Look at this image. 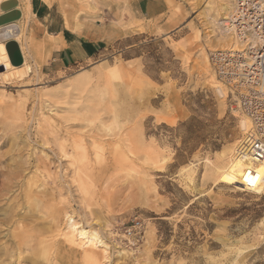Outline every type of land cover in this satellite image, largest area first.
I'll list each match as a JSON object with an SVG mask.
<instances>
[{"label":"rangeland","instance_id":"obj_1","mask_svg":"<svg viewBox=\"0 0 264 264\" xmlns=\"http://www.w3.org/2000/svg\"><path fill=\"white\" fill-rule=\"evenodd\" d=\"M32 1L20 0L13 39L31 71L0 70V171L28 169L7 198L25 204L28 179L42 180L44 214L69 210L99 233L104 264H264V192L239 191L215 170L252 128L211 62L226 23L218 0H43L51 17L91 33L92 58L59 71L43 69L52 38ZM159 11L151 34L142 15ZM58 246L42 260L86 264Z\"/></svg>","mask_w":264,"mask_h":264},{"label":"bare ground","instance_id":"obj_2","mask_svg":"<svg viewBox=\"0 0 264 264\" xmlns=\"http://www.w3.org/2000/svg\"><path fill=\"white\" fill-rule=\"evenodd\" d=\"M217 3L220 10L225 14L222 20L227 22L230 11H232V9L234 11L235 9V5L233 7V0H218ZM0 15H2L1 12ZM218 35V42L221 50L233 49L241 51L246 46V43L239 41L227 31L225 23L223 25V30H218ZM19 36L20 28L16 22L0 26L1 71H8L10 67L13 66L9 60L5 42L17 39ZM43 48L48 51L52 48V44L48 41H44ZM20 50L21 53H24L21 45ZM23 65L26 73L31 71L32 67H26L24 63L19 67ZM21 72L24 74L23 69ZM102 73L103 71H99V76H101ZM218 91L220 95L224 97L225 94L223 90L218 88ZM166 122L172 124L171 121L167 120ZM242 125L244 129L248 128V122L246 120L242 122ZM230 152L231 150L229 151V155H231ZM44 165L43 163L42 166ZM24 166L23 163L18 164L9 174L0 171V201H7L5 205H0V264H54L53 259L47 261L44 259V262L42 260L44 257H41L44 255L46 258V252L54 251V249H56V243H59L58 247L62 255L69 256V258L73 257V255L81 256L86 264H104L107 260L106 252L108 250V245L101 239L99 233L96 231H89L84 224L77 221L74 213L69 210H57L49 214L46 213L48 215L44 214V202L40 197L42 188L40 184L42 180L39 184L37 177H30V179H28V182L25 184L27 187H25L26 193L24 192L25 204L20 202L22 198L20 200L19 198H15L11 201V197L7 198L9 194H15L16 191L23 190V172L25 171L24 169H27V167L25 168ZM252 166L259 172L260 182L255 188L249 190L243 186V178L245 171ZM215 170L222 183L232 185L239 191L249 190V192L255 194L264 192V164L258 163L254 165L246 151L239 153V156L236 158L224 155L220 158ZM43 186L45 187V185ZM2 198L4 199L2 200ZM46 218L50 220L51 225V235L48 237L46 236L47 232H43L46 229V227L44 229V220ZM62 224H64L63 228Z\"/></svg>","mask_w":264,"mask_h":264},{"label":"built area","instance_id":"obj_3","mask_svg":"<svg viewBox=\"0 0 264 264\" xmlns=\"http://www.w3.org/2000/svg\"><path fill=\"white\" fill-rule=\"evenodd\" d=\"M225 24L227 31L246 46L241 51L217 50L211 54V62L217 77L230 88L238 108L252 122L237 154L246 151L254 165L264 164V0H236ZM259 182L257 169L248 168L243 186L250 190ZM141 228V221H137L127 236L136 237Z\"/></svg>","mask_w":264,"mask_h":264},{"label":"crops","instance_id":"obj_4","mask_svg":"<svg viewBox=\"0 0 264 264\" xmlns=\"http://www.w3.org/2000/svg\"><path fill=\"white\" fill-rule=\"evenodd\" d=\"M150 1L156 4L158 3V0ZM21 4L20 0H18L21 16H24ZM31 6L35 13L34 19L42 25V32L45 31L47 35L52 38L45 39V41L52 44V48L48 51L45 50L47 55L45 57L46 62L43 64V69L48 66H54L57 68V71L70 70L77 65L79 60L87 61L92 58V39L90 38L91 33L89 31L85 30L82 32L69 29L65 25L60 14H58L56 18L51 17L53 6H48L43 0L32 1ZM163 14L164 11H159L155 14L145 12L142 15L146 21L151 22L147 24L151 34L152 21L157 20ZM115 29L118 32L116 33L117 40L126 37V33L122 27L115 26Z\"/></svg>","mask_w":264,"mask_h":264},{"label":"water","instance_id":"obj_5","mask_svg":"<svg viewBox=\"0 0 264 264\" xmlns=\"http://www.w3.org/2000/svg\"><path fill=\"white\" fill-rule=\"evenodd\" d=\"M18 0H7L0 4L1 10L4 12L0 16V26L12 23L21 17L20 11L17 10ZM5 48L9 60L13 66L19 67L24 63V58L17 41L10 40L5 44Z\"/></svg>","mask_w":264,"mask_h":264},{"label":"snow or ice","instance_id":"obj_6","mask_svg":"<svg viewBox=\"0 0 264 264\" xmlns=\"http://www.w3.org/2000/svg\"><path fill=\"white\" fill-rule=\"evenodd\" d=\"M254 182V181H253Z\"/></svg>","mask_w":264,"mask_h":264}]
</instances>
